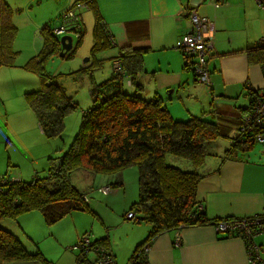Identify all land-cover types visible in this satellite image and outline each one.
<instances>
[{
	"label": "crops",
	"instance_id": "0c3cea01",
	"mask_svg": "<svg viewBox=\"0 0 264 264\" xmlns=\"http://www.w3.org/2000/svg\"><path fill=\"white\" fill-rule=\"evenodd\" d=\"M30 1L27 6L37 8L38 14L41 10L49 17L54 15L55 0ZM1 4L0 21L10 14L9 5L5 1ZM94 4L104 23L115 34L116 44L147 49L143 52V68L135 79L142 85L140 89L147 93L145 98H161L177 119H187L191 115L209 119L227 135L212 140L215 151L206 157L199 169L201 177L196 199L202 202L207 221L161 231L146 241L149 247L145 258L141 257L133 264H249L244 240L238 235L218 233L211 219L249 216L264 210V141L234 155H223L229 147L228 137L236 133L241 113L248 103V85L264 88V68L256 53L252 57L251 52L245 50L264 39V7L258 6L256 0H94ZM190 9L208 17L213 25V46L208 51L209 85L196 79L194 56H187L175 47L176 40L190 27ZM79 16L83 23L82 14ZM27 22L31 28L34 26L33 18ZM118 51L119 48L110 59ZM146 78L151 85L144 86ZM188 164L182 163L184 168H188ZM91 176L90 187L79 190L88 196L95 218L89 227L85 224L80 228L75 239L90 231L95 241L104 239L100 242L111 249L116 264H130L151 229L148 221H133L126 217L138 194L137 185L133 184L137 180L136 167L123 169L122 184L118 186H110L108 177L92 172ZM95 186L98 190L108 186L110 190L98 193L94 191ZM120 191L123 197L118 201ZM112 202L123 206L115 210ZM21 216L19 224L9 221L7 226L18 237L27 238L26 217ZM56 221L49 224L50 233L59 239L63 232L54 230ZM177 233L179 245L175 244ZM256 239L264 241L262 236ZM94 256L92 252L87 253L81 264H90ZM12 262L21 264L19 261L5 264Z\"/></svg>",
	"mask_w": 264,
	"mask_h": 264
},
{
	"label": "trees",
	"instance_id": "16d2710c",
	"mask_svg": "<svg viewBox=\"0 0 264 264\" xmlns=\"http://www.w3.org/2000/svg\"><path fill=\"white\" fill-rule=\"evenodd\" d=\"M87 2L94 13L93 57L91 66L81 70L92 73V69L100 67L103 62L94 55L111 44L115 45L116 41L94 0ZM257 5L264 7V0L257 1ZM79 20V35L72 49L79 45L82 37L83 23L81 18ZM54 22L40 27L41 47L24 65L39 77V87L25 92V99L47 138L62 134L64 117L77 106L64 86L44 69L52 46L61 45L58 35L51 31ZM15 30L10 21H0V66L13 63L16 52L11 50V42ZM146 50L131 44L120 46L115 57L120 58L122 71L111 68L107 78L93 82L90 88L92 105L83 110L71 143L58 156L55 165L48 168L45 176L34 174L30 180H23L6 171L0 173V222L30 210L40 211L47 224L76 209L95 213L88 204L86 193L70 181L71 172L84 168L94 174H112L108 177L109 184L118 186L122 184L120 177L123 169L129 166H135L138 171V194L130 205V210H134L137 216L134 221L145 220L151 224L150 232L142 243L165 229H179L207 221L204 206L196 199L201 177L199 169L211 154L206 147L217 137L227 135L220 131L216 123L200 115H191L187 119L174 118L161 98L147 99L137 91L123 89L124 84H135L138 90L142 87L135 79L137 72L143 68V52ZM245 50L251 52L252 57L256 53L264 68L263 38ZM246 95L248 103L241 113L236 133L228 137L229 147L225 149L224 156L234 155L237 151L250 149L258 141H264V111L255 113V103L264 100V88H252ZM167 154L187 159L185 164L189 163L188 168L177 163H184L180 159H174L176 163L167 162ZM255 215L211 220L216 224L219 220L236 221ZM100 241L104 242V239ZM136 252L132 264L142 259L136 257ZM81 255L82 258L78 259L80 263L84 261V255ZM33 260L52 264L40 251H28L15 231L0 224V264L11 261L27 264V261Z\"/></svg>",
	"mask_w": 264,
	"mask_h": 264
},
{
	"label": "rangeland",
	"instance_id": "374dc122",
	"mask_svg": "<svg viewBox=\"0 0 264 264\" xmlns=\"http://www.w3.org/2000/svg\"><path fill=\"white\" fill-rule=\"evenodd\" d=\"M3 1L9 5L10 14L9 16L5 15L1 21L10 20L16 25V33L11 43V50L16 51V55L13 57L12 64L0 66V173L6 171L23 180H30L34 174L39 177L45 176L48 168L52 164L55 165L58 156L67 149L78 130L83 110L92 105L90 88L93 82H99L111 74L110 57L114 55L115 51L117 52V48H120V46L111 44L105 50L95 54L94 57L101 58L103 62L100 67L93 68L92 73L81 70V68L90 67L92 63L93 54L91 48L93 44L94 13L90 8L79 10L83 20V32L79 45L74 49H68L63 55L60 54L61 45L52 46V53L47 56L44 63L45 71L49 75L54 76L64 86L65 90L75 100L74 102H76L77 106L64 117L65 126L62 134L47 138L43 133L38 118L25 99V92L39 87V77L24 65L32 56L37 54L42 44V38L39 33L40 27L45 23L52 24L56 16L61 15L76 2L87 0H55L52 8L55 13L52 17H49L48 13H41V10L38 14L37 8L31 9V6H27L31 2L30 0H0V2ZM21 6L25 7L20 8ZM30 18L35 21L32 28L27 22ZM60 36L61 34L58 37ZM113 37L116 41L115 34H113ZM72 39L73 43L77 40L75 35ZM86 57L89 58L86 59ZM144 82V86L151 85L148 78ZM123 89L127 92L137 91L142 96H147V93L142 89L138 90L135 84H124ZM258 145L260 143H255L254 146ZM206 151L208 153L214 152V145L209 144L206 147ZM166 159L167 162L174 163H176L174 159H180L184 163L188 161L172 154H167ZM177 163L182 165V162ZM98 174L105 177L112 175ZM90 179H92L91 172L84 168L73 170L70 174L72 184L81 190L90 187ZM126 181L128 184L129 180L127 177ZM133 184L136 186L137 180L133 181ZM94 191H100L101 193L97 186L94 187ZM121 191L118 193V201L123 197ZM89 195L91 196L90 192ZM113 205L115 210L121 209L123 206L122 204H115V202ZM21 215L26 217L24 227L27 238L23 235L19 236V238L28 251H40L52 264H81L78 261L79 258H82L80 250L77 247L72 248L71 246L70 248V245L77 240L75 239L76 234L78 235L82 226L87 224L89 227V224L95 218L92 212L89 210H72L65 217L63 216L56 221L54 230L63 232L59 239H55L53 234L50 233L51 226L45 222L42 213L38 210L19 214L16 218H5L0 224L7 226L9 221L19 224ZM131 220L134 221L135 219ZM80 255L81 257H78ZM20 263L23 264L22 262ZM27 264L41 263L33 260L27 261Z\"/></svg>",
	"mask_w": 264,
	"mask_h": 264
},
{
	"label": "built area",
	"instance_id": "2783aa9c",
	"mask_svg": "<svg viewBox=\"0 0 264 264\" xmlns=\"http://www.w3.org/2000/svg\"><path fill=\"white\" fill-rule=\"evenodd\" d=\"M259 0H256V2ZM217 5V3H216ZM89 8L87 1L76 2L72 7L65 10L60 17L55 18L51 31L56 34L73 33L78 36L81 26L79 10ZM190 19L189 29L181 35L175 42L178 50L187 56H194L193 72L196 79L201 83L210 82V70L208 66V51L213 46L212 31L213 25L208 17L202 16L195 9L188 11ZM112 69L122 71L120 58L112 60ZM251 91V86L248 85ZM259 96V95H258ZM259 100V99H258ZM255 113L264 111V100L255 103ZM264 113V112H263ZM260 135H258L259 137ZM102 192L108 191V186L102 187ZM201 207V206H200ZM126 217L137 219L135 212L129 210ZM235 220V219H234ZM219 220L216 222L217 232H229L240 235L245 242L249 264H264V241L255 239L260 233H264V213L253 217H245L240 220ZM175 244H180V235H175ZM80 250L81 254L94 253V259L90 264H116L114 254L111 249L103 243L96 242L92 238L90 231L84 232L70 248ZM149 244L143 243L136 252V257L145 258ZM132 264V262L130 263Z\"/></svg>",
	"mask_w": 264,
	"mask_h": 264
},
{
	"label": "water",
	"instance_id": "95a60500",
	"mask_svg": "<svg viewBox=\"0 0 264 264\" xmlns=\"http://www.w3.org/2000/svg\"><path fill=\"white\" fill-rule=\"evenodd\" d=\"M59 42L61 44L60 54L63 55L73 45L72 35L70 33L61 34V36L59 37ZM88 58L89 57H86V59Z\"/></svg>",
	"mask_w": 264,
	"mask_h": 264
},
{
	"label": "bare ground",
	"instance_id": "6f19581e",
	"mask_svg": "<svg viewBox=\"0 0 264 264\" xmlns=\"http://www.w3.org/2000/svg\"><path fill=\"white\" fill-rule=\"evenodd\" d=\"M79 14H80V12H79ZM214 30V29H213ZM67 33H69V32H67ZM212 33H213V31H212ZM71 35H72V37L74 36V34L73 33H70ZM59 36V35H58ZM208 66H209V64H208ZM210 70V69H209ZM210 82H211V80H210ZM210 82L209 83H204V84H206V85H209L210 84ZM251 90H252V87H251ZM264 213V210L262 211V212H259V213H257V214H263ZM215 225V224H214ZM223 233H228L229 235H231L232 233H229V232H223ZM233 235V234H232ZM238 236H240V235H238ZM258 236H262V237H264V233H260V234H258L257 236H255V239H256V237H258ZM241 237V236H240ZM242 238V237H241ZM243 239V238H242ZM244 240V239H243ZM257 240V239H256ZM95 241V240H94ZM258 241V240H257ZM97 242V241H96ZM245 243V242H244Z\"/></svg>",
	"mask_w": 264,
	"mask_h": 264
}]
</instances>
